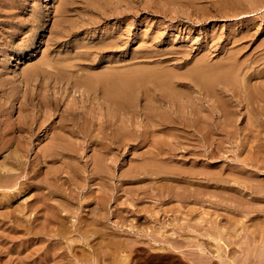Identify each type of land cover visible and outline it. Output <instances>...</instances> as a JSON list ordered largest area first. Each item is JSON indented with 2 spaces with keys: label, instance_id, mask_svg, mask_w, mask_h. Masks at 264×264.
Returning <instances> with one entry per match:
<instances>
[{
  "label": "rangeland",
  "instance_id": "374dc122",
  "mask_svg": "<svg viewBox=\"0 0 264 264\" xmlns=\"http://www.w3.org/2000/svg\"><path fill=\"white\" fill-rule=\"evenodd\" d=\"M112 10L115 13H113ZM107 46L111 49H109ZM230 56H232L234 59L233 58L230 59L229 58ZM235 61L237 63H235ZM226 63H228V65ZM203 64L204 65L207 64L211 66V68L208 67L207 65L204 66ZM63 65L65 66V68ZM134 65H136L137 67L139 66V71L142 69V71H140L141 73H144L145 71L146 74L153 73L154 76H158L157 74H159V76L161 75L163 76L164 74L165 79L168 76L173 78V79L170 78L171 83L170 81H167L165 82L166 84L164 85L162 84V86L164 87H162L161 89L153 87V85H155V82L152 81L153 80L152 77H149L150 80L147 79L144 85L141 84V87L140 84H137L135 89L133 90V93L134 96L136 95L135 97H140L141 104H143V97H142L143 94H145V96L148 97L152 96L153 98L152 97L151 98L153 100L155 98V95H160V94L168 95L169 93L170 95L174 96V94L170 93L171 91L169 89H165L167 87L170 88L172 85V88L170 89L172 90L174 89V91L177 93L178 98H176L175 96L174 97L176 99V103L179 104L178 109L180 110V112H182V114H184L183 111L185 110L186 111L185 114H188V118L192 120L189 121V126H187V128L184 127L183 125L182 128L184 129L186 128L185 130L188 129V131L190 132H192L191 130H194V128L195 130L198 131L197 128H199L200 132L201 130H203L202 131L203 133L201 132L202 134L200 136L198 135L199 139L195 138V140L197 141L199 140L198 141L199 144L194 139L193 141L190 140L191 142L188 143V141H185L186 139L182 140L180 138L177 140L179 141L181 140V142L183 141L181 146H176V143H174L175 144L174 147L172 143L175 141L170 140L168 135H166V133L169 132L168 129L164 128L163 131L166 130L165 132H163L162 130L161 132H159L158 130L156 131L155 136H153L152 139L154 138L157 141H161V142L171 141V145H170L171 148L168 147V149L171 150L170 151L171 155L169 153H167L168 155L163 154L161 158H163L164 160L168 158V156L171 157L173 154L174 156L166 159L167 161L169 160L167 164H165L166 160L160 162V164L162 165L161 168H163L164 172L165 171H168V173L173 172L171 174V178H174V180H171L170 178L171 181L169 182L167 181L166 177L167 178L170 177V174L166 175V173H164L163 175H158V178L162 177V179L160 178L161 181L158 180L157 176H147L150 179L149 178L144 179L143 175L139 176L136 174H131L132 176L128 177L130 180L127 178L129 182H127L128 180L125 178V180H127L125 182L126 184L124 183L125 180L119 183V180L120 179L123 180V178L118 179L119 176L116 174L120 173V169L118 170L115 169H117L119 166L122 167L121 171L135 168L134 164L135 165H137V163L139 164L142 158L143 159L148 158L150 155L149 152H151L152 150L151 138H149L150 141H148L149 139L142 142L140 141L141 144L135 139L129 140L128 141L129 143L123 146L124 147L123 150H121L120 154L117 156L118 160L115 159L114 164H111L113 165L112 167L114 170L113 172L114 179L112 178V181L111 180L110 181L112 182L113 185L111 184V182H109L108 185L104 188L101 186L98 180H96L97 182L94 181L95 184H91L93 183V181H88L83 178H79L82 175L74 171L76 174H78L77 176L74 172H72L73 168L72 169L70 168V164L72 166L74 165L73 166L74 168L78 166L76 168L80 169L81 166L85 163V160L87 161V159L89 160L91 157H94V155L97 153V150H99L100 148L99 141L102 139L103 134L108 129V126H106L107 118L105 113L110 114L111 112L109 109L108 110L106 109V106L103 104V100H102L103 98H101V97H105L104 95H102L101 92L102 91L101 87H103L102 79L105 77L106 79H108L110 75H116V72L118 74L119 70L120 71L123 70L121 71L122 72L121 75H124L125 72L128 73L129 71L134 72L135 71L134 69L138 70V68H136V66ZM198 65L200 68L198 67ZM128 67L130 68V70L128 69ZM231 67H233L234 69ZM241 67L243 69H241ZM64 69L67 71H65ZM153 69H157V70L162 69V70L152 71ZM188 69L189 71H187ZM68 70H69L68 74L70 75L72 72L73 75L67 77ZM105 70L106 72H104ZM147 71L149 73H147ZM186 71L192 74L191 75L189 73L186 74L187 73ZM197 71H199L200 73L205 71L206 72L208 71V73H227V71L231 72L230 74L231 76L228 75L226 79L227 82L226 81L224 82L223 80L225 78L224 77L222 79L223 81L220 80V82L214 85V90L216 92L213 91L215 92V96L223 95L222 100L224 102H230L229 104L230 106H232L229 107L228 106L229 104H227V106H222V107H227L224 109L229 108L228 109L230 110L229 112L230 113L232 112L231 113L233 114L232 116H235V118L233 117V119H231V121L228 124L224 125L221 123V121H225L223 117H219L221 113V108L220 107H219L220 109L213 108L212 102H210L211 101L210 99L212 98L210 99L205 98V94H204L205 90L203 89L204 85L201 83L198 84V82L196 83V80L194 79L193 75L195 73H199ZM159 72L161 73V75ZM239 72L242 77L245 76L243 77V79L239 75ZM26 73H28L29 75H27ZM127 73H125V75ZM183 74H186L188 77ZM103 75H107V76L103 77ZM176 75L178 76L176 77ZM182 75L183 77H181ZM89 76L90 78L94 79V83L92 84L88 83L87 85L81 84L83 83L84 80L86 81V79L89 78ZM97 78L99 79L97 80ZM178 78L180 79L178 80ZM75 79L77 80L76 82H74ZM100 79L102 81H100ZM192 80L195 81H193V83H190L189 81ZM147 81L150 82L148 83ZM231 81L233 82L228 83ZM237 82L239 83L236 84ZM78 83L81 85H79ZM196 84L197 86L199 87L201 86L202 88L195 87L194 85ZM263 84H264V0H0V124L2 123L0 125V134H1L0 136L6 134L5 135L6 138L13 137V139L16 136L20 138L23 137V139L20 138L19 139L20 141H22V144L26 146L25 148L26 150L23 151L24 153L22 152L24 159L21 160L25 161L27 158V161L30 162V160H34L36 158L35 157L36 155H38L39 157L42 156L41 150H48L49 148H51V140H52L51 137L54 135L56 136L59 135L57 134L58 131L57 125H60L59 128H61L63 124L62 122L63 120L60 118H67L66 120H69L70 117L71 119L73 118L74 122H77L76 126L79 127L78 129L81 131L82 135L80 133H78L76 136L66 135V138L68 137L67 139L69 140H67L66 138L62 139L61 146L63 150L60 151V149H57V151H60V153L55 152L56 150L54 152L53 150L52 152L48 150L49 155L46 156L47 160L43 159V157H40L42 159V161L40 162L42 163L39 162L40 165L38 164L37 166L39 167L40 170H42L41 173L45 174L47 173V171H50L48 172L49 177L50 176L52 177L53 173L51 172L62 171V174L64 175L62 176L61 173L59 174H61L60 175L61 179L62 178L63 179L62 180L60 179L58 183L61 182L60 183L61 190H63L64 192L66 191L68 194H71L75 197V198L73 197L74 199L72 202L76 203V205L74 203L73 204L71 203L73 205V208L70 207L71 205L68 206L71 209H73L76 212V214H78V217L80 215L84 216L87 213L86 211L87 208L90 209L96 207L95 203H93L95 206H93V204H91L90 206L89 204L93 202L92 201L93 195L94 197H96L97 195H98L97 197L102 196L103 198L106 199L105 196L106 195L108 196L109 194L110 197L106 199L107 205L105 206V211L103 212L104 209L100 211L101 213L106 212V214L108 212L110 213L111 211L113 212V215L111 214L112 212L110 214L108 213L110 216L108 215V220H107L108 222H106L108 228L111 231H113L112 238L110 240L111 241L110 245L117 246L120 243H125L124 245H129L130 247L135 249H138L137 247L139 248L142 247V249L148 254H152V255L159 254L157 255L158 256L157 260L159 263L164 261L162 264H166L165 262H167V264H202L201 262L197 263L199 259H202L200 258V256L204 257L206 261L207 260L212 261L214 259V261L216 260L217 262L216 261L215 262L218 263L219 260L218 264H225L224 263L225 259L230 260V258L234 256V260H233L234 262L231 261L232 264H242L241 260L245 257V255L246 256L250 255L249 250L247 252L249 254H247L245 253L246 250H243L244 248L241 249L239 248L238 245L234 244L231 245L230 247H227L230 249V253L231 252L232 253L225 258L223 250L226 248V246L222 244V242H220V246L221 248H223L220 251V255L222 259L218 257L216 259V257L214 256V253L216 251V246H215L216 242L212 241V235L209 233H212L214 229L211 228L210 223L214 225L215 221L216 222L223 221L222 223L224 224L226 223V220L228 218H232L238 223L253 224L258 220H264V209H263L264 201L260 199H258L259 201L257 199H254L257 196L252 194V192H249V190L247 189L249 185L255 186V185H259V183L264 184V180H263L264 164H262V162L264 163V150H262V148L264 149V131H262L261 134H258V136H255L254 133L252 132L249 133L248 132L249 129L247 128L249 123L248 118L250 116L253 117V115L257 114V113L255 114L254 112L256 111L260 112L259 103L262 98V95L260 94L262 93L264 95ZM184 85L187 86L189 91L186 89V86ZM189 86H192L191 89H189L190 88ZM194 87H195V91L198 90L200 93H198V91L195 92ZM238 87L240 88L244 87L243 88L244 90L243 89H242L243 91L238 90L239 89ZM153 88H155L157 91L153 92ZM253 89L256 90L255 91L256 93L253 91ZM180 90L182 93L180 92ZM186 90L188 91V93ZM228 90L230 92H235V93L238 92L241 95H243V93L244 95L248 93L250 95L249 102L252 105L255 104L254 101H256V99L258 98L257 96L258 94L260 98L257 99V103L253 105L254 107H251L252 112L249 113L248 110H246L245 107L241 105L243 104V102H241L240 104L237 103L238 96L236 94L235 95L237 97L235 96L236 97L235 99L234 98L229 99L230 95H228L229 93ZM144 91L146 93H144ZM219 91L221 94L219 93ZM95 98L96 100H94ZM187 99H189V102L193 103V105L191 104V109L190 107L185 105V101ZM206 99L208 100V103ZM51 102H53L54 104H52ZM235 102L237 103L238 106L236 105ZM58 103L59 106L57 105ZM207 105L208 107L211 105L209 107L210 109L207 107ZM185 107H187V109ZM162 109L163 111L166 110V108H162ZM199 109H202V111H200ZM190 110L193 111L191 112L192 113L191 115L189 112ZM73 111H75L76 113L74 114ZM47 112H49V114H52L53 117H51ZM68 112L70 114H68L67 117L66 113ZM114 113L117 112H113V114ZM102 114L104 116H102ZM137 115H139L141 119H143V116L140 113ZM140 117L137 118L139 121L141 120ZM31 118H33V120ZM49 118L51 119L49 120ZM46 121L47 122L49 121L48 123L50 124L48 125ZM59 121L62 123H60ZM40 122L41 125H39ZM145 122L140 121L139 124L148 123L147 125H149L153 129H160L159 126H154V124L151 121L147 122L146 120ZM66 123L68 124V122ZM64 125L68 126L69 124L68 125L64 124ZM176 125L178 124H175V126ZM180 126L178 125L179 128H181ZM49 127L50 130H48ZM209 127L212 128L214 127V129L212 128L207 129ZM135 128L142 130V128L138 126ZM144 128L146 127L144 126ZM51 129H53L52 131L54 132V134L52 133ZM169 130H170L169 134H175V133L177 134L174 128ZM172 130L173 132L171 133ZM162 132L166 136L162 134ZM8 133L10 134L8 135ZM252 134H254V136ZM60 135H63V132ZM202 135L205 137H203ZM200 137L202 142L204 140L203 143L200 141ZM103 141L106 142L107 140L106 139L101 140L102 143H104ZM186 142L189 144L190 147L188 146V144H186ZM132 143L134 145H132ZM130 144L133 147L130 146ZM74 145H77L76 147L78 149L74 147ZM197 145H203L204 147L201 146L198 148ZM214 145L219 148L218 149L217 147L215 148ZM183 146L185 148L188 147L190 151L188 149H187L188 151L184 150ZM180 148L182 149L180 150ZM194 149L196 151L198 150V152L204 149L207 152L208 151L211 152L212 149L214 151L211 152V156H210L211 158L208 159L209 157L205 158L201 156L202 153L200 154L195 153ZM133 150L137 152L135 154H132L134 153ZM73 152L75 154H73ZM192 152H194V154H198L199 157H197V155L195 156L194 154H192ZM65 155H68V157H70L69 160L67 156H66L67 158L65 157ZM57 156L61 159V161L60 159H57L58 158ZM139 156L141 157V159L139 158L137 160H133L138 158ZM175 156H177L176 159ZM200 156L203 158L200 159ZM48 157L49 158L52 157V158H50L49 160ZM53 158H55L54 162H53ZM63 158L66 159V161ZM255 158H257V160H255ZM1 159L2 157L0 155V160ZM56 159H57L56 161L57 163L55 162ZM73 159L75 161H73ZM189 159L192 162H187L189 161ZM71 160L73 161V163L71 162ZM193 160L196 161V163L195 162L193 163ZM205 160L206 162H204ZM49 161L52 162L49 163ZM76 161L77 163L81 162L82 164L80 165L79 163L76 164ZM130 161L133 162L131 163ZM134 161H136V163ZM172 161L174 162V164H171L173 163ZM201 161H203L204 166L203 163L201 164ZM29 162L27 163L29 164ZM186 163L189 165L185 166ZM48 165L50 166L49 170H48L49 168ZM175 165L177 166L175 167ZM183 165L185 167H182ZM190 165L193 167H190ZM205 165L207 167L209 166L210 168V169L209 168L206 169L208 170V173H206L205 175L211 178L215 177L217 179H222L224 180V182L222 183L215 182L214 185L213 184L214 182L212 181L206 182L201 175L199 176L197 175V173H195L194 174L195 177H193L194 179L193 178L190 180L185 179L184 181L180 180L182 183L188 182V184L185 183L181 185L180 184L181 182L179 183L178 180L180 179V177L178 176V173L180 174V172H182V174L180 175H183V173L185 175V172L182 171L180 167H182L183 169L185 168L188 169V167L194 168L195 170L194 169L193 170L198 172L199 168L201 167L206 168ZM251 165L254 167V169ZM68 166L69 169L67 168ZM167 167L170 168L168 169ZM35 169L37 170L38 168L36 167ZM245 169H247L248 172H250V175L248 172H245L246 171ZM252 169H253L252 172H254V170L255 171L257 170L259 172V173L257 172L253 173L256 178L254 177L249 178L250 176H254L250 171ZM69 171L70 173L68 174ZM175 171L176 173L177 172L178 173L177 174L174 173ZM65 173L67 175H65ZM74 174H75L74 177L77 176L76 178L73 177ZM37 175L38 173L36 174V176ZM174 175L176 176V178H179L178 180H176V182L178 181L177 184H172V183H176L175 182L176 178L174 177ZM42 176L38 175L37 178L35 179L39 180V177L41 179ZM67 177L68 178L70 177L69 179H72V181L67 179ZM154 177L157 183L154 182L155 181ZM78 178H79V182L76 181ZM139 178H142L143 180L139 182L140 181ZM196 179L198 180V182L200 181L199 183L197 182V185L198 186L200 185L199 187L196 185L195 182L197 181ZM87 181L88 184L90 185L86 183ZM246 181H250V182H246ZM70 182L73 183L71 184ZM252 182H254V184H252ZM84 183L85 186L83 185ZM178 183L182 187H180ZM73 184H75L76 186H74ZM109 184L111 185L110 187ZM119 185L123 188L119 187ZM98 187L101 190L104 188V190H106L105 192L106 194H104V190H103L102 191L103 194L99 195V193L97 192L98 191L101 192V190ZM49 188L52 187L50 186ZM49 188L48 189L44 188V189L48 190L47 192L50 194V195L48 194L49 196H52L53 192L51 191H53L52 189L54 187L52 189ZM69 188L71 189L70 191ZM134 189L136 190V192L134 191ZM170 189H172L173 191L175 190L174 191L175 193H173V191ZM185 189H188L190 192H192L191 195L193 197L192 196L189 197L190 200H184L188 198V196L185 195L184 192ZM93 190H95L96 192ZM166 191L168 192L170 191L169 194ZM176 191L178 192V196ZM171 193L173 194V196ZM181 195L182 196L185 195V196H183L182 198ZM28 196H29L28 192H25L24 196H21L20 199L18 198L17 200L16 199L11 201L9 200L10 204L8 202V197L7 199H5L6 198L5 196H2L4 198L0 196V202L2 201L0 203V212H1L0 213V264H13V263L22 264L23 261L24 264L25 263L33 264L31 263L33 262V260L31 261V258L34 259V264H38L37 262L42 256H44L45 252L49 250L52 251L51 247L55 242L54 239L44 238V240L39 241L40 243L38 241L33 243L31 241L32 235L28 234L25 230L26 225L27 227L29 226L28 224H25L26 223L25 219L31 220V217L33 215L32 214L33 212L31 213V211H27L24 208V206L27 207V204L28 205L30 204L29 201L31 200V198L29 199ZM78 196L81 197L79 198ZM176 196L178 198H174ZM114 197L117 199V201L115 200V202L113 201ZM1 198L4 200H2ZM83 198L85 199L88 198L89 200H85ZM167 198L169 200L171 198V200L173 199V201H169ZM175 200L177 201L180 200V201L175 202ZM181 201L183 202L187 201L188 203L184 202L183 204ZM79 203L81 204V206ZM87 203L89 206L87 205ZM6 207L10 208L11 210ZM84 207L86 209H84ZM193 209H197L195 210V213ZM78 210L79 213L81 210L82 214H79ZM82 211L83 212L86 211V212L83 214ZM193 214H194L193 219L195 218L194 221L191 217L193 216ZM233 214H235L236 216ZM136 217L137 219H135ZM145 217L147 218L145 219ZM252 217L253 220L250 219ZM151 218L153 220L154 219L156 220L153 221ZM71 219H74V217ZM142 220L146 221L147 224L146 223L143 224ZM199 220H201V222ZM141 221L142 223H140L139 225V222ZM152 221L154 223H152ZM136 224H138L139 227ZM180 226L184 229H182ZM193 227L195 229L197 228L198 232L195 229H193ZM140 228L143 229V231L146 230L144 231L145 233L143 231H139ZM188 230L191 232H189ZM127 232L130 233L131 236L130 234H127ZM136 232H138L139 234ZM147 233L150 235H148ZM113 234H115V236ZM156 236L158 237L157 239H155ZM68 237L74 238L75 236L71 235L70 237L68 235ZM115 238L118 241H116ZM136 238L139 239V241H137ZM134 239L135 242H133ZM201 239H203V241ZM180 241H182V243ZM209 241L211 242L210 246H209L210 244ZM196 242L200 243L203 246L204 249L202 251L203 253H200L201 251H198L197 248L195 249L196 246L194 244ZM166 243H170V244H166ZM47 244H49V246ZM205 246H207V249L205 248ZM43 248H45L47 251H44L45 249ZM210 249L213 250L210 251L208 255ZM42 250L44 251V253ZM40 252L43 254L42 255L38 254ZM242 253L245 254L243 255ZM163 254H165V257L168 255L167 257L169 258L166 257L165 259ZM23 256H25V258ZM130 256L132 260L135 259L132 255ZM130 256L129 255L124 256L126 257V259L123 258V264H133L134 261L131 260L132 263L129 261ZM160 256H162V258ZM50 257L51 258L53 257V259L55 258L54 256H50ZM144 257L145 259H142L143 257L141 258L144 262H146L145 261L146 259L147 261L149 260L148 258H146V255ZM73 259L71 258L70 260L72 261H69L71 262V264H73ZM220 260H222V262ZM63 261L62 263L59 262V264H64L66 262V260L65 262ZM48 262H42V263L46 264ZM50 262L53 264L52 261ZM50 262L48 264H51Z\"/></svg>",
  "mask_w": 264,
  "mask_h": 264
},
{
  "label": "bare ground",
  "instance_id": "6f19581e",
  "mask_svg": "<svg viewBox=\"0 0 264 264\" xmlns=\"http://www.w3.org/2000/svg\"><path fill=\"white\" fill-rule=\"evenodd\" d=\"M251 2V1H250ZM256 2V1H255ZM254 3V2H253ZM133 8V7H132ZM113 11V10H112ZM133 12V11H132ZM135 12V11H134ZM113 13H115L114 11H113ZM125 19V18H124ZM110 32V31H109ZM111 38V37H110ZM116 42V41H115ZM118 44V43H117ZM116 45V44H115ZM108 47V46H107ZM109 48V47H108ZM103 49H104V47H103ZM109 49H111V48H109ZM98 52V51H97ZM23 54V53H22ZM21 54V55H22ZM262 56V55H261ZM86 58V57H85ZM230 59L231 58H233L232 56H230L229 57ZM88 59V58H87ZM234 59V58H233ZM259 60V59H258ZM226 61V60H225ZM199 62H201V61H199ZM227 62V61H226ZM257 62V61H256ZM204 63V62H203ZM235 63H237L236 61H235ZM235 63H233V64H235ZM198 64V63H197ZM227 65H228V63H226ZM225 64V65H226ZM204 65V64H203ZM207 65V64H206ZM206 65H204V66H206ZM217 65V64H216ZM215 65V66H216ZM241 65V64H240ZM64 66V65H63ZM63 66H62V68H63ZM80 66V65H79ZM134 66H136V65H134ZM208 67H210L211 68V66H209V65H207ZM220 66V65H219ZM222 66V65H221ZM244 66V65H243ZM55 67V66H54ZM73 67V66H72ZM196 67V66H195ZM198 67H199V65H198ZM197 67V68H198ZM64 68H65V66H64ZM132 68H134V67H132ZM136 68H138V70H136V69H134L135 71L134 72H125V73H127L126 75H125V73H124V75H121V71H123V70H119V73H120V75H119V73L117 74V72H116V75H110V73H109V75H110V77H109V75H108V79H106V77L105 78H101L102 80H103V82H102V85H103V87H101L102 88V95H104L105 97H101V98H103L102 100H103V104L106 106V109L108 110H110V114L109 113H105L106 114V118H107V123H108V125H107V123H106V126H108V131L106 130V132L103 134V137H102V139L101 140H104V139H106L107 141L106 142H104V143H102L101 142V140L99 141V150H97V153H96V151H95V155H94V157H91V156H93V155H91L90 157V159L88 160L87 159V161L85 160V163L81 166V168L80 169H77L76 167H78V166H76L75 168L70 164V168L72 169V172H78V174H80V175H82L81 177H79V178H83V179H85V180H88V181H93V183H91V184H95L94 183V181H96V180H98L99 182H100V184H101V186L102 187H106L107 185H108V183L109 182H111L112 181V178H113V172H114V170H113V165H111V164H114V161H115V159H117V156L120 154V152H121V150H123V146L125 145V144H127V143H129L128 141L129 140H136V141H138L140 144H141V142L142 141H145V140H147V139H149V138H151L152 139V137L153 136H155V133H156V131L158 130L159 132H161V130L163 131L164 130V128L165 129H168V131L169 132H167L166 133V135H168V137H169V139L170 140H174L175 142H173L172 144L174 145V147H175V144L174 143H176V146H181V144H182V142H181V140L179 141V140H177V139H186L185 141H188V143H190L191 141H193V139L195 140V138H197V139H199V137H198V135L200 136L203 132V130H201V132H200V129L199 128H197L198 129V131L197 130H195V128H194V130H191L192 132H190V131H188V129L187 130H185L186 128H187V126H189V121H192L190 118H188V114H185V110L183 111L184 112V114H182V112H180V110L178 109V106H179V104H177L176 103V99H175V97L176 98H178L177 97V93L174 91V89L172 90V89H170V88H172V85H171V87L170 88H165V89H169L171 92V94H174V96L173 95H170L169 93H168V95H163V94H160V95H155V98H154V100L151 98V97H148V96H145V94H143V96L142 95H140V96H142L143 97V104H141L140 103V97H135L134 96V93H133V90L135 89V87H136V85L137 84H140V87H141V84H143L144 85V83H145V81L147 80V79H149L150 80V78L149 77H152L153 78V82H155V85H153V87H156V88H159V89H161L162 87H164V86H162V84L164 85V84H166L165 82H167V81H170V78H172V77H167L166 79H165V75L163 74V76L161 75V73H160V75L161 76H159V74H157L158 76H154L153 75V73L151 74H146L145 73V71H144V73H141L140 71H142V69L139 71V66L137 67L136 66ZM192 68V67H191ZM200 68V67H199ZM224 68V67H223ZM231 68H233V67H231ZM110 69V68H109ZM120 69V68H119ZM127 69V68H126ZM128 69L130 70V68L128 67ZM204 69H206V68H204ZM209 69V68H208ZM221 69V68H220ZM234 69V68H233ZM238 69V68H237ZM236 69V70H237ZM241 69H243L242 67H241ZM240 69V70H241ZM245 69H247V68H245ZM65 70V69H64ZM147 70V69H146ZM154 70H157V69H153L152 71H154ZM162 69H160V70H157V71H161ZM214 70V69H213ZM217 70V69H216ZM26 71H28V70H26ZM33 71V70H32ZM31 71V72H32ZM59 71V70H58ZM61 71H63V70H61ZM65 71H67V70H65ZM117 71V70H116ZM166 71V70H165ZM169 71V70H168ZM187 71H189V69L187 70ZM186 71V72H187ZM191 71V70H190ZM193 71V70H192ZM212 71V70H211ZM218 71H219V69H218ZM242 71V70H241ZM245 71V70H244ZM71 72V71H70ZM104 72H106V70L104 71ZM112 72V71H111ZM114 72V71H113ZM197 72H199V71H197ZM226 72V71H225ZM69 73V70H68V72H67V74ZM75 73V72H74ZM147 73H149L148 71H147ZM155 73H156V71H155ZM163 73V72H162ZM170 73V72H169ZM189 72H187L186 74H188ZM27 75H29L28 73H26ZM34 74V73H33ZM111 74H114V73H111ZM167 74V73H166ZM171 74V73H170ZM178 74V73H177ZM186 74H183V75H185V76H187ZM190 74V73H189ZM192 74V73H191ZM190 74V75H191ZM231 74V72H228L227 71V73H208V71L206 72H202V73H195L193 76H194V79L196 80V83L198 82V84H203L204 85V87H203V89L205 90V98H212V99H210L211 101L210 102H212V107L213 108H221V113H220V116L219 115H217V116H219V117H223V119L225 120V121H221V123L222 124H224V125H226V124H228L230 121H231V119H233V117L235 118V116H232L233 114H231L229 111L230 110H228V109H224V108H227V107H222V106H227V104H229L230 102H224L222 99V96H215V90H214V85H216L218 82H220V80H222L224 77V82L226 81L227 82V77H228V75H230ZM242 74H244V73H242ZM62 75V74H61ZM60 75V76H61ZM70 75H73L72 74V72H71V74ZM69 74L67 75V77L68 76H70ZM89 75V74H88ZM183 75L181 76V77H183ZM238 75V74H237ZM239 75L241 76V74H240V72H239ZM63 76V75H62ZM99 76H101V75H99ZM104 76H107V75H103V77ZM174 76V75H173ZM178 75H176V77H177ZM231 76V75H230ZM233 76V75H232ZM250 76V75H249ZM84 77V76H83ZM82 77V78H83ZM88 77V76H87ZM86 77V78H87ZM96 77H98V76H96ZM188 77V76H187ZM242 77V76H241ZM243 77H245V76H243ZM243 77H242V79H243ZM82 78H80V79H82ZM100 78V77H99ZM99 78H97V80L99 79ZM100 79V81H102ZM173 79V78H172ZM180 78H178V80H179ZM193 79V78H192ZM231 79V78H230ZM241 79V78H240ZM191 80V79H190ZM195 80H192V81H189L190 83H193V81H195ZM222 80V81H223ZM77 80L75 79V81L74 82H76ZM104 81H105V83H104ZM176 81H177V79H176ZM234 81V80H233ZM233 81H231V82H228V83H232ZM237 81H238V78H237ZM240 81H242V80H240ZM148 83L150 82V81H147ZM152 82V83H153ZM174 82V81H173ZM181 82H183V81H181ZM236 82V81H235ZM79 83H81V82H79ZM78 83V84H79ZM88 83H90V84H92V83H94V79L93 78H90V76H89V78H87L86 79V81L84 80L83 81V83H81V84H84V85H87ZM170 83H171V81H170ZM239 82H237L236 84H238ZM242 83V82H241ZM81 84H79V85H81ZM89 84V85H90ZM157 84V85H156ZM168 84V83H167ZM189 84V83H188ZM262 84V83H261ZM148 85V84H147ZM169 85V84H168ZM176 85H178V84H176ZM259 85V84H258ZM264 85V84H263ZM262 85V86H263ZM166 86V85H165ZM181 86V85H180ZM184 86H186V85H184ZM195 87H197V88H202L201 86L199 87V86H197V84L196 85H194ZM238 86V85H237ZM241 86V85H240ZM244 86V85H243ZM256 86V85H255ZM88 87V86H87ZM90 87V86H89ZM94 87V86H93ZM139 87V86H138ZM144 87V86H143ZM190 88L189 89H191V87L192 86H189ZM195 87H194V91H195ZM233 87V86H232ZM258 87V86H257ZM224 88V87H223ZM222 88V89H223ZM239 89L238 90H242L243 88H240V87H238ZM253 88V87H252ZM142 89V88H141ZM141 89H140V91H141ZM185 89V88H184ZM186 89L188 90V88H187V86H186ZM219 89H221V88H219ZM77 90V89H76ZM90 90V89H89ZM92 90V89H91ZM148 90H150V89H148ZM152 90V89H151ZM186 90V91H187ZM192 90H193V88H192ZM244 90V89H243ZM242 90V91H243ZM264 90V89H263ZM78 91H80V90H78ZM136 91H137V89H136ZM155 91H157L155 88H153V92H155ZM160 91V90H159ZM183 91H185V90H183ZM189 91V90H188ZM188 91H187V93H188ZM196 91H198V90H196ZM195 91V92H196ZM213 91H215V92H213ZM221 91V90H220ZM220 91H219V93H220ZM229 91V90H228ZM253 91L255 92L256 90H254L253 89ZM260 91V90H259ZM180 92H181V90H180ZM203 92V91H202ZM248 92V91H247ZM144 93H146L145 91H144ZM182 93V92H181ZM191 93H193V92H191ZM198 93H200L199 91H198ZM222 93H223V91H222ZM226 93V92H225ZM224 93V94H225ZM256 93V92H255ZM260 93V92H259ZM82 94V93H81ZM88 94V93H87ZM97 94V93H96ZM141 94V93H140ZM203 94V95H204ZM221 94V93H220ZM238 96H236V95ZM61 95V94H60ZM138 95V94H137ZM148 95V94H147ZM228 95H230L229 97V99H231V98H238V104H240L241 102H243V104H241V105H243L244 107H245V109L246 110H248V112L249 113H251L252 112V108L251 107H254L253 105H255L256 103H257V99L258 98H260L259 97V94L257 95L258 96V98L256 99V101H254L255 102V104H250V102H249V97H250V95L248 94V93H246L245 95H244V93H243V95H241L240 93H238V92H230L229 91V93H228ZM254 95V94H253ZM260 95H262V98H261V100H260V112H254L256 115H253V117H249L248 118V121H249V123H248V126H247V128L249 129V133L250 132H252V133H254L255 134V136H258V134H261L262 133V131H264V95L261 93ZM88 96V95H87ZM90 96H91V94H90ZM93 96V95H92ZM179 96V95H178ZM191 96V95H190ZM236 96V97H235ZM192 97H193V95H192ZM255 97V96H254ZM94 98V97H93ZM92 98V99H93ZM100 98V97H99ZM224 98H225V96H224ZM191 99V98H190ZM228 99V100H229ZM94 100H96V98L94 99ZM100 100V99H99ZM98 100V101H99ZM180 100V99H179ZM207 100V99H206ZM252 100V99H251ZM49 101V100H48ZM58 101V100H57ZM233 101V100H232ZM179 102H181V101H179ZM209 102V103H210ZM253 102V103H254ZM22 103V102H21ZM47 103V102H46ZM52 104H54L53 102H51ZM56 103V102H55ZM82 103V102H81ZM207 103H208V100H207ZM236 103V102H235ZM237 103H236V105H237ZM37 104V103H36ZM39 104V103H38ZM67 104V103H66ZM86 104V103H85ZM102 104V105H103ZM191 104L193 105V103H191V102H189V99H187L186 101H185V105L186 106H188V107H190V109H191ZM200 104H201V102H200ZM199 104V105H200ZM211 104V103H210ZM232 104V103H231ZM45 105V104H44ZM58 106H59V103L57 104ZM183 105V104H182ZM235 105V104H234ZM233 105V106H234ZM20 106V105H19ZM35 106V105H34ZM40 106V105H39ZM94 106V105H93ZM97 106V105H96ZM203 106V105H202ZM211 106V105H210ZM209 106V107H210ZM229 107H232V106H230V104L228 105ZM238 106V105H237ZM257 106V105H256ZM36 107H37V105H36ZM50 107H51V105H50ZM49 107V108H50ZM57 107V106H56ZM74 107V106H73ZM166 108V110L165 111H163V109L162 108ZM207 107H208V105H207ZM208 107V108H209ZM39 108V107H38ZM60 108V107H59ZM183 108V107H182ZM186 109H187V107H185ZM203 108V107H202ZM219 108V109H220ZM250 108V109H249ZM256 108V107H255ZM44 109V108H43ZM56 109V108H55ZM105 109V110H106ZM198 109V108H197ZM210 109V108H209ZM254 109V108H253ZM42 110V109H41ZM46 110V109H45ZM50 110V109H49ZM57 110V109H56ZM63 110H64V108H63ZM106 110V111H107ZM200 111H202V109H199ZM250 110V111H249ZM20 111V110H19ZM37 111V110H36ZM44 111V110H43ZM60 111V110H59ZM58 111V112H59ZM68 111V110H67ZM67 111H65V112H67ZM216 111H218V110H216ZM255 111V110H254ZM45 112V111H44ZM50 112H52V111H50ZM54 112V111H53ZM57 112V111H56ZM64 112V113H65ZM74 112V114L76 113L75 111H73ZM109 112V111H108ZM113 112H117V113H114L113 114ZM190 112V115L192 114L191 112H193V111H189ZM48 114H49V112H47ZM90 113V112H89ZM141 114L142 116H143V119H141V117L139 116V115H137V114ZM205 113V112H204ZM215 113H218V112H215ZM237 113V112H236ZM55 114H58V113H55ZM67 114V117H68V114H70L69 112L68 113H66ZM104 114V113H103ZM102 114V116H104ZM51 117H53L52 116V114H49ZM64 115V114H63ZM81 115V114H80ZM117 115V116H116ZM187 115V116H186ZM236 115V114H235ZM44 116V115H43ZM58 116V115H57ZM62 116V115H61ZM82 116V115H81ZM196 116V115H195ZM205 116V115H204ZM33 117V116H32ZM65 117V116H64ZM70 117V116H69ZM92 117V116H91ZM138 117H140V121L142 122V121H146L147 120V122L149 121H151L153 124H154V126H159L160 127V129H153L152 127H150L149 125H147V124H139V120L137 119ZM192 117V116H191ZM24 118V117H23ZM79 118V117H78ZM95 118V117H94ZM105 118V117H104ZM212 118V117H211ZM215 118V117H214ZM32 120H33V118H31ZM45 119V118H44ZM48 119V118H47ZM51 118H49V120H50ZM59 119V118H58ZM60 119H62L63 121V124H62V126H61V128H59L60 127V125H57L58 126V131H57V134H59V135H54V136H52L51 137V148H46V149H48V150H50V152H52V150H53V152L55 151V152H59L60 153V151L61 150H63V148H62V146H61V142H62V139H65L66 138V135H70V136H76L78 133H80L81 135H82V133H81V131L78 129L79 127L78 126H76V124H77V122H74V119L72 118L71 119V117L69 118V120H66L67 118H60ZM66 120V121H65ZM78 120V119H77ZM186 120V121H185ZM197 120V119H196ZM44 121V120H43ZM53 121V120H52ZM92 121V120H91ZM154 121V122H153ZM203 121V120H202ZM244 121V120H243ZM8 122V121H7ZM35 122V121H34ZM47 122V121H46ZM49 122V121H48ZM47 122V123H48ZM54 122V121H53ZM52 122V123H53ZM60 122V121H59ZM62 122H60V123H62ZM66 122H68V124L66 123ZM87 122H88V119H87ZM195 122V121H194ZM204 122V121H203ZM203 122H201V123H203ZM18 123V122H17ZM44 123V122H43ZM42 123V124H43ZM57 123H58V120H57ZM59 123V124H60ZM187 123H188V125H187ZM206 123V122H205ZM208 123H209V121H208ZM214 123V122H213ZM246 123V122H245ZM2 124V123H1ZM0 124V125H1ZM5 124V123H4ZM50 123H48V125H49ZM56 124V123H55ZM64 124H66V125H68V126H65ZM78 124H80V123H78ZM89 124H90V121H89ZM105 124V123H104ZM175 124H178L179 126H180V124H181V128H182V125L184 126V127H186L185 129L184 128H179L178 127V125H176L175 126ZM196 124V123H195ZM195 124H192V125H195ZM217 124V123H216ZM232 124V123H231ZM235 124V123H234ZM247 124V123H246ZM32 125V124H31ZM39 125H41V122H40V124ZM47 125V126H48ZM52 125H54V124H52ZM186 125V126H185ZM191 125V124H190ZM206 125V124H205ZM223 125V126H224ZM45 126H46V124H45ZM45 126H43V127H45ZM141 127L142 128V130H139V129H136L135 127ZM144 126L146 127V128H144ZM197 126V125H196ZM202 126H203V124H202ZM210 126V125H209ZM7 127V126H6ZM14 127V126H13ZM25 127V126H24ZM82 127V126H81ZM80 127V128H81ZM216 127H218V126H216ZM19 128V127H18ZM26 128V127H25ZM24 128V129H25ZM30 128H31V126H30ZM35 128V127H34ZM42 128V127H41ZM47 128V127H46ZM67 128V129H66ZM172 128H174V130H176L175 132H177V134L175 133V134H169L170 133V130L169 129H172ZM201 128V127H200ZM210 128H212V127H209V128H207V129H210ZM5 129V128H4ZM43 129V128H42ZM61 129V130H60ZM83 129V128H82ZM205 129V128H204ZM212 129H214V127L212 128ZM48 130H50V127H49V129ZM53 129H51V131H52ZM86 130V129H85ZM216 130V129H215ZM221 130V129H220ZM5 131V130H4ZM14 131H15V129H14ZM27 131V130H26ZM46 131V130H45ZM88 131V130H87ZM166 131V130H165ZM165 131H163V132H165ZM205 131V130H204ZM207 131V130H206ZM245 131V130H244ZM18 132V131H17ZM32 132V131H31ZM30 132V133H31ZM62 132H63V135H60V134H62ZM83 132V131H82ZM162 132V134H164ZM173 132V130L171 131V133ZM210 132V131H209ZM221 132V131H220ZM256 132H257V134H256ZM33 133V132H32ZM52 133L54 134V132L52 131ZM10 133H8V135H9ZM12 134H13V132H12ZM20 134V133H19ZM36 134V133H35ZM214 134V133H213ZM212 134V135H213ZM216 134V133H215ZM248 134V133H247ZM254 134H252L253 136H254ZM1 135V134H0ZM6 135V134H5ZM5 135H2V136H0V155H1V157H2V159L0 160V196L2 197V196H5L6 198L5 199H7V197H8V202H9V200L11 201V200H17L18 198L20 199V197L21 196H24V194H25V192H28V194H29V196H28V198L30 199L31 198V200L29 201L30 202V204L28 205L27 204V207L26 206H24V208L27 210V211H31V213L33 214L32 215V217H31V220H26L25 219V224H28L29 226L27 227V225H26V232L28 233V234H31L32 235V238H31V241L34 243V242H39L40 240L42 241V240H44V238H52V239H54V243H53V246L51 247L52 248V251H47L45 248H43V249H45L44 251H47V252H45V254H44V256H42L40 259H39V261L37 262L38 264H43L42 262H50V261H52L53 262V264H59V262L60 263H62V261L63 262H65V260H66V264H71V262H69V261H72V260H70L71 258L73 259V264H123V258H125L126 259V257H124L125 255H132L135 259L134 260H132L131 259V256L129 257L130 259H129V261L132 263V261H134L133 262V264H162L163 262H161V263H159L158 262V260H157V258H158V256L157 255H159V254H157V255H155V254H148V253H146L143 249H142V247L141 248H139V247H137L138 249H135V248H132V247H130L129 245H124L125 243H120L119 245H117V246H113V245H110V240H111V238H112V233H113V231H111L109 228H108V226H107V224H106V222H108L107 220H108V215L112 212H108L107 214H106V212L105 213H101V211H102V209H104L103 210V212L105 211V206L107 205L106 203V199L108 198V197H110V195L108 194V196L106 195L105 197H106V199L105 198H103L102 196L101 197H97L96 195V197H94V195H93V193H92V195H93V202H91V203H89L90 204V206H91V204H93V203H95V205H96V207H94V208H90V209H88L87 208V213L84 215V216H82V215H80L79 217H78V214H76V212L73 210V209H71V208H73V203L74 202H72L73 201V199L75 198L73 195H71V194H68L66 191V193L63 191V190H61V185H60V183H58L59 182V180L61 179V174H62V171L61 172H51V173H53V175H52V177L50 176L49 177V173L48 172H50V171H47V173H45V174H43V173H41V171L42 170H40L39 169V167L37 166L38 164L40 165V163H42V162H40V161H42V159L40 158V157H43V159H46V156H48L49 155V151L48 150H41V155L42 156H38V155H36L35 157V159L34 160H30V162L29 161H27V158H26V160L25 161H23V160H21V159H24V156L22 155V152L23 151H25L26 149V146L25 145H23L22 144V141H20V139H23V137H15L14 139H13V137L12 138H6L5 137ZM165 135V134H164ZM165 135V136H166ZM249 135V134H248ZM203 136V135H202ZM247 136V135H246ZM253 136H251V137H253ZM8 137V136H7ZM83 137H84V135H83ZM86 137V136H85ZM164 137V136H163ZM178 137V138H177ZM203 137H205V136H203ZM248 137V136H247ZM250 137V136H249ZM20 138V139H19ZM68 138V137H67ZM66 138V139H67ZM72 138V137H71ZM74 138V137H73ZM101 138V137H100ZM167 138V137H166ZM13 139V140H12ZM205 139V138H204ZM32 140V139H31ZM30 140V141H31ZM45 140V139H44ZM67 140H69V139H67ZM90 140H91V138H90ZM162 140H164V139H162ZM165 140H167V139H165ZM191 140V141H190ZM203 140V139H202ZM253 140V139H252ZM64 141V140H63ZM97 141V140H96ZM141 141V142H140ZM148 141H150V139L148 140ZM184 141V142H185ZM195 141H197V140H195ZM194 141V142H195ZM199 141V140H198ZM197 141V142H198ZM200 141H201V137H200ZM243 141V140H242ZM247 141V140H246ZM86 142V141H85ZM94 142V141H93ZM132 142V141H131ZM138 142H137V144H138ZM194 142H192V143H194ZM202 142V141H201ZM203 142H204V140H203ZM202 142V143H203ZM206 142H207V140H206ZM31 143V142H30ZM73 143V142H72ZM71 143V144H72ZM78 143V142H77ZM88 143V142H87ZM187 142H186V144H188ZM32 144V143H31ZM47 144V143H46ZM63 144V143H62ZM79 144V143H78ZM96 144V143H95ZM134 144H135V142H134ZM133 143H132V145H134ZM139 144V145H140ZM150 144V143H149ZM198 144H199V142H198ZM201 144V143H200ZM205 144V143H204ZM30 145V144H29ZM64 145V144H63ZM88 145V144H87ZM90 145V144H89ZM131 144H130V146H132ZM139 145H137V146H139ZM146 145V144H145ZM151 145V144H150ZM170 145H171V141H168V142H161V141H157L156 139H152V150H151V152H149L150 153V155H149V157L148 158H142V160H140V163L138 164L137 163V165H135L134 164V166H135V168H133V169H130V170H125V171H121V169H122V167L121 166H117L118 168L117 169H115V170H118V169H120V173L119 174H116V175H118L119 177H118V179L119 178H123V180L122 179H120L119 180V183L120 182H123L124 180H125V178L127 179L129 176H132L131 174H136V175H143V177H144V179L146 178H149V177H147V176H157V178H158V175H163L164 173H166V175H169L170 174V177H166V179H167V181L169 182V181H171V180H174V178H171V174L173 173H168V171H165L164 172V170H163V168H161L162 167V165L160 164V162H163V161H165L166 159H168V158H171L172 156H174V154L171 156V157H169L168 156V158H166V159H164L163 160V158H161V156L163 155V154H167V153H169L170 154V151L171 150H169L168 149V147H170ZM208 145V144H207ZM244 145V144H243ZM73 146V145H72ZM72 146H70V147H72ZM77 145H74V147H76ZM188 146H189V144H188ZM195 146H196V143H195ZM198 146V148L199 147H204L203 145H197ZM215 146V145H214ZM245 146V145H244ZM30 147V146H29ZM47 147V146H46ZM50 147V146H49ZM79 147H80V145H79ZM127 147V146H126ZM133 147V146H132ZM131 147V148H132ZM148 147V146H147ZM184 147V146H183ZM190 147V146H189ZM193 147V146H192ZM206 147V146H205ZM217 146H215V148H216ZM69 148V147H68ZM77 148V147H76ZM171 148V147H170ZM194 148V147H193ZM197 148V147H196ZM211 148V147H210ZM215 148H214V150H215ZM219 147H217V149H218ZM251 148V147H250ZM57 149H60V151H57ZM78 149V148H77ZM76 149V150H77ZM126 149V148H125ZM133 149V148H132ZM131 149V150H132ZM177 149V148H176ZM175 149V150H176ZM182 148H180V150H181ZM184 150H189V148L187 147V148H183ZM203 149V148H202ZM206 149H208V148H206ZM40 150V149H39ZM75 150V149H74ZM137 150V149H136ZM187 150V151H188ZM195 150V149H194ZM193 150V151H194ZM213 149H212V151L211 152H213L214 151ZM225 150V149H224ZM240 150V149H239ZM254 150V149H253ZM262 150H264L263 148H262ZM65 151V150H64ZM68 151V150H67ZM134 151V150H133ZM150 151V150H149ZM174 151V150H173ZM190 151V150H189ZM38 152V151H37ZM36 152V153H37ZM124 152V151H123ZM122 152V153H123ZM130 152V151H129ZM132 152V151H131ZM137 151H134V153H132V154H135ZM183 152V151H182ZM185 152V151H184ZM195 153H198V154H200V153H202L201 154V156H203V157H205V158H208V159H210L211 157V152L210 151H206L205 149L204 150H202V151H199L198 152V150L196 151H194ZM194 152H192V154H194ZM245 152V151H244ZM248 152H250V151H248ZM24 153V152H23ZM26 153V152H25ZM58 153V154H59ZM71 153V152H70ZM189 153V152H188ZM240 153V152H239ZM255 153H256V151H255ZM65 154V153H64ZM73 154H75L74 152H73ZM198 154H194L195 156L197 155V157H199L198 156ZM251 154H253V153H251ZM258 154V153H257ZM138 155H140V154H138ZM147 155V156H148ZM168 155V154H167ZM171 155V154H170ZM184 155H186V154H184ZM188 155V154H187ZM213 155V154H212ZM34 156V155H33ZM52 156V155H51ZM59 156V155H58ZM57 156V157H58ZM64 156V155H63ZM68 157V155H65V157ZM72 156V155H71ZM121 156V155H120ZM119 156V157H120ZM146 156V157H147ZM190 156V155H189ZM192 156V155H191ZM200 156V159L201 158H203V157H201ZM254 156V155H253ZM60 157V156H59ZM57 158V159H60V158ZM66 157V158H67ZM127 157V156H126ZM132 157V156H131ZM176 157L177 156H175V159H176ZM181 157H184V156H181ZM194 157V156H193ZM215 157V156H214ZM252 157V156H251ZM262 157H263V155H262ZM49 158V157H48ZM50 158H52V157H50ZM50 158H49V160H50ZM69 158L70 157H68V160H69ZM75 158V157H74ZM87 158H89V157H87ZM141 159V157L139 156L138 158H136V159H133V160H137V159ZM54 159L55 158H53V162H54ZM57 159L55 160V162L57 161ZM62 159V158H61ZM61 159H60V161H61ZM64 159V158H63ZM197 159V158H196ZM250 159H252V158H250ZM254 159V158H253ZM47 160V159H46ZM65 161H66V159H64ZM78 160V159H77ZM118 160V159H117ZM174 160V159H173ZM180 160V159H179ZM195 160V159H194ZM193 160V163L195 162L196 163V161H194ZM204 160V159H203ZM255 160H257V158H255ZM45 161V160H44ZM64 161V162H65ZM73 161H75L74 159H73ZM73 161L71 160V162L73 163ZM83 161V160H82ZM139 161V160H138ZM177 161V160H176ZM182 161V160H181ZM254 161V160H253ZM27 162H29V164L27 163ZM40 162V163H39ZM50 162H52V161H49V163ZM59 162V161H58ZM117 162V161H116ZM131 162V161H130ZM133 162V161H132ZM131 162V163H132ZM135 163H136V161H134ZM167 162H169V160L167 161L166 160V163L165 164H167ZM173 162V161H172ZM178 162V161H177ZM180 162V161H179ZM184 162V161H183ZM187 162H192L190 159H189V161H187ZM200 162V161H199ZM204 162H206V160L204 161ZM57 163V162H56ZM79 163V162H78ZM77 163V161H76V164H78ZM171 163V162H170ZM185 163V162H184ZM192 163V164H193ZM197 163H198V161H197ZM203 163V161H201V164ZM28 164V165H27ZM48 164V163H47ZM47 164H46V166H47ZM61 164V163H60ZM68 164V165H69ZM80 164H82L81 162L79 163V165ZM117 164V163H116ZM171 164H174V162L173 163H171ZM181 164H183V163H181ZM261 164V163H260ZM262 164H264L263 162H262ZM53 165H56V164H53ZM59 165V164H58ZM63 165V164H62ZM66 165V164H65ZM164 165V164H163ZM170 165V164H169ZM186 165H189V164H185V166ZM200 165V164H199ZM38 168L37 170L35 169L36 167ZM49 166V165H48ZM67 166V165H66ZM133 166V165H132ZM165 166H167V165H165ZM173 166V165H172ZM177 165H175V167H176ZM180 166V165H179ZM184 165L182 166V167H185ZM203 166H204V163H203ZM206 166V165H205ZM252 166V165H251ZM255 166V165H254ZM256 166H258V165H256ZM129 167V166H128ZM182 167H180L181 168V170L182 171H184L185 172V175H184V173H183V175H180V174H182V172H180V174L178 173V176L180 177V179L179 178H176V171L174 172V173H176L175 175H174V177L176 178L175 179V182H176V180H178L179 181V183L181 182L180 180H182V181H184L185 179L186 180H190V179H192L193 177H195V173H197V175H201L202 177H203V179L207 182V181H212V182H214L213 184L215 185V182L217 183H219V182H224V180H222V179H217V178H215V177H213V178H211V177H208L207 175H205L206 173H208V170H206L207 168H209V166L207 167L206 166V168L205 167H201V168H199L198 169V172H196V171H194L195 169L194 168H190V167H193V166H191L190 165V167H188V169L187 168H185V169H183ZM200 167V166H199ZM253 167V166H252ZM262 167V166H261ZM47 168V167H46ZM51 168H52V166H51ZM62 168H63V166H62ZM68 169H69V166L67 167ZM67 168H65V169H67ZM114 168H115V165H114ZM124 168V167H123ZM168 168V167H167ZM167 168H166V170H167ZM170 168V167H169ZM168 168V169H169ZM179 168V167H178ZM197 168V167H196ZM259 168V167H258ZM264 168V167H263ZM50 169V166H49V168H48V170ZM64 169V170H65ZM125 169H126V167H125ZM134 169H135V171H134ZM165 169V168H164ZM175 169V168H174ZM174 169H173V171H174ZM194 169V170H193ZM210 169V168H209ZM253 169H254V167H253ZM253 169L252 170H250L251 171V173L253 174L254 172L256 173H259L257 170L255 171L254 170V172H252L253 171ZM53 170V169H52ZM57 170H58V167H57ZM60 170H61V168H60ZM63 170V169H62ZM172 170V169H171ZM246 171L245 172H248V170L247 169H245ZM259 170V169H258ZM46 171V170H45ZM170 171V170H169ZM261 171V170H260ZM66 172V171H65ZM74 172V173H75ZM38 173V175L39 176H42L41 177V179H40V177H39V180H36L35 178H37V176H36V174ZM50 173V174H51ZM59 173H61V174H59ZM70 173V171L68 172V174ZM249 173V175H250V172H248ZM72 174V173H71ZM76 174V173H75ZM75 174L73 175V177L75 176ZM78 174H76L77 176H78ZM251 174V175H252ZM261 174V173H260ZM64 174H62V176H63ZM65 175H67L66 173H65ZM188 175H190V176H188ZM254 175V174H253ZM259 175V174H258ZM76 176V177H77ZM138 176V177H139ZM173 176V175H172ZM177 176V177H178ZM263 176V175H262ZM76 177H74V178H76ZM138 177H137V179H138ZM165 177V176H164ZM251 177H254V178H256L255 177V175L254 176H250L249 178H251ZM264 177V176H263ZM34 178V179H33ZM70 178V177H69ZM68 177H67V179H69ZM72 178V177H71ZM79 178L76 180V181H78L79 182ZM161 179H162V177H160ZM160 178H158V180H160ZM170 178H171V180H170ZM200 178V177H199ZM198 178V179H199ZM235 178V177H234ZM63 179V178H62ZM61 179V180H62ZM114 179V178H113ZM129 179V178H128ZM127 179V180H128ZM134 179V178H133ZM150 179V178H149ZM154 179H155V177H154ZM194 179V178H193ZM69 180H71L72 181V179H69ZM111 180V181H110ZM127 180H125L124 181V183L127 181ZM130 180V179H129ZM129 180L127 181V182H129ZM139 182H141V180H143L142 178H139ZM151 180H152V178H151ZM197 180V179H196ZM200 180V179H199ZM202 180V179H201ZM263 180H264V178H263ZM49 181H50V183H49ZM66 181V180H65ZM88 181L86 182L87 184H88ZM133 181H135V180H133ZM148 181V180H147ZM161 181V180H160ZM165 181V180H164ZM163 181V182H164ZM177 181V182H178ZM205 181H202V182H205ZM262 181V180H261ZM75 182V181H74ZM85 182V181H84ZM97 182V181H96ZM131 182H132V180H131ZM154 182H156V179H155V181ZM173 182V181H172ZM171 182V183H172ZM177 182L176 183H172V184H177ZM193 182V181H192ZM196 182V185H197V182H198V180L197 181H195ZM200 182V181H199ZM198 182V183H199ZM230 182H232V181H230ZM246 182H250V181H246ZM260 182V181H259ZM66 183V182H65ZM71 183V182H70ZM69 183V184H70ZM73 183V182H72ZM71 183V184H72ZM82 183H83V181H82ZM90 183V182H89ZM114 183V182H113ZM135 183V182H134ZM157 183V182H156ZM155 183V184H156ZM178 183V184H179ZM186 183V182H185ZM185 183H180L181 185L182 184H185ZM226 183V182H225ZM77 184V183H76ZM80 184V183H79ZM86 184V185H87ZM97 184V183H96ZM111 184H112V182H111ZM126 184V183H125ZM160 184H161V182H160ZM179 184V185H180ZM186 184H188V182L186 183ZM191 184V183H190ZM189 184V185H190ZM194 184V183H193ZM203 184V183H202ZM201 184V185H202ZM231 184V183H230ZM249 184V183H248ZM252 184H254V182H252ZM257 184V183H256ZM18 185V186H17ZM68 185V184H67ZM74 186H76L75 184H73ZM72 185V186H73ZM84 186H85V183L83 184ZM88 185H90V184H88ZM113 185V184H112ZM122 185V184H121ZM163 185H165V184H163ZM167 185V184H166ZM180 185V187H182ZM247 185V184H246ZM54 187L53 189L52 188H49V187ZM80 186V185H79ZM98 186V185H97ZM111 185L109 184V187H110ZM123 186V185H122ZM173 186H175V185H173ZM184 186V185H183ZM198 186V185H197ZM200 186V185H199ZM198 186V187H199ZM228 186V185H227ZM17 187V188H16ZM82 187V186H81ZM96 187V186H95ZM109 187H108V189H109ZM119 187H121L120 185H119ZM118 187V188H119ZM158 187H160V186H158ZM164 187H167V186H164ZM171 187V186H170ZM193 187H195V186H193ZM206 187V186H205ZM52 189L53 191H51V192H53L52 193V196H49L50 194L47 192L48 190H45V189ZM71 188V187H70ZM69 188V191L71 190ZM75 188H77V187H75ZM79 188V187H78ZM99 188V187H98ZM104 188L101 190L100 188V190H101V192H99L98 191V189H97V193H99V195L100 194H103L102 193V191L104 190ZM121 188H123V187H121ZM175 188V187H174ZM219 188V187H218ZM245 188H246V186H245ZM107 189V190H108ZM165 189V188H164ZM163 189V190H164ZM169 189V188H168ZM173 189V188H172ZM172 189H170V190H172ZM184 189V188H183ZM222 189V188H221ZM223 189H225V188H223ZM234 189V188H233ZM237 189V188H236ZM247 189L249 190V192H252V194H254V195H256L257 197L256 198H254V199H260V200H263L264 201V184H261V183H259V185H249L248 187H247ZM118 190V189H117ZM123 190V189H122ZM142 190V189H141ZM227 190H228V188H227ZM75 191V190H74ZM74 191H73V193H74ZM93 191H95V190H93ZM92 191V192H93ZM124 191V190H123ZM134 191L136 192V190L134 189ZM155 191V190H154ZM165 191V190H164ZM173 191V190H172ZM175 191V190H174ZM173 191V193H175ZM178 191V190H177ZM176 191V192H177ZM236 191V190H235ZM239 191V190H238ZM43 192H46V193H43ZM96 192V191H95ZM106 192V190H104V194H106L105 193ZM110 192V191H109ZM166 192H168V191H166ZM170 192V191H169ZM169 192H168V194H169ZM184 192H185V195L186 196H188V198H186V199H184V200H190V198L189 197H191L192 195V192H190L188 189H185L184 190ZM224 192H225V190H224ZM228 192V191H227ZM246 192V191H245ZM72 193V194H73ZM96 193V194H97ZM182 193V192H181ZM233 193V192H232ZM240 193V192H239ZM49 194V195H48ZM85 194H86V192H85ZM126 194V193H125ZM160 194V193H159ZM167 194V193H166ZM172 194V193H171ZM225 194V193H224ZM238 194V193H237ZM236 194V195H237ZM242 194V193H241ZM246 194V193H245ZM79 195V194H78ZM139 195V194H138ZM176 195V194H175ZM180 195V194H179ZM185 195H183V196H185ZM194 195V194H193ZM85 196V195H84ZM172 196H173V194H172ZM177 196H178V192H177ZM174 197V198H178V197ZM182 196V195H181ZM181 196H179V197H181ZM183 196H182V198H183ZM259 196H261V197H259ZM74 197V198H73ZM79 198L81 197V196H78ZM86 197V196H85ZM88 197V196H87ZM89 197V198H90ZM116 197V196H115ZM114 197V202H115V200L117 201V199ZM157 197V196H156ZM161 197V196H160ZM193 197V196H192ZM195 197V196H194ZM242 197V196H241ZM254 197V196H253ZM2 198H4V197H2ZM1 198V199H2ZM24 198V197H23ZM145 198V197H144ZM158 198V197H157ZM185 198V197H184ZM246 198V197H245ZM27 199V198H26ZM62 199V200H61ZM83 199H85V198H83ZM168 199V198H167ZM211 199V198H210ZM2 200H4V199H2ZM82 200V199H81ZM85 200H89L88 198L87 199H85ZM157 200V199H156ZM169 200V199H168ZM182 200V199H181ZM191 200H193V199H191ZM256 200V201H257ZM75 201V200H74ZM109 201V200H108ZM112 201V200H111ZM140 201V200H139ZM160 201V200H159ZM169 201H173V199L171 200V198H170V200ZM178 201H180V200H178ZM177 200H175V202H178ZM259 201V200H258ZM2 202V201H1ZM0 202V203H1ZM7 202V201H6ZM63 202H65V203H63ZM134 202V201H133ZM165 202V201H164ZM183 204H184V202H187V201H181ZM191 202V201H190ZM209 202H210V200H209ZM225 202V201H224ZM16 203H18V202H16ZM27 203V202H26ZM25 203V204H26ZM72 203V204H71ZM82 203V202H81ZM109 203V202H108ZM166 203V202H165ZM172 203V202H171ZM188 203V202H187ZM228 203V202H227ZM9 204H10V202H9ZM14 204V203H13ZM75 205H76V203H74ZM80 204V203H79ZM200 204V203H199ZM215 204V203H214ZM4 205H5V203H4ZM3 205V206H4ZM7 205V204H6ZM23 205V204H22ZM68 205H71L70 207L68 206ZM77 205H78V203H77ZM87 205H88V203H87ZM94 204H93V206H95ZM108 205H110V204H108ZM169 205V204H168ZM185 205H186V203H185ZM234 205V204H233ZM13 206V205H12ZM80 206H81V204H80ZM84 206V205H83ZM85 206H86V204H85ZM89 206V205H88ZM92 206V207H93ZM172 206V205H171ZM188 206V205H187ZM10 207V206H9ZM15 207V206H14ZM111 207V206H110ZM5 208V207H4ZM6 208H8V207H6ZM11 208V207H10ZM10 208H8V209H10ZM81 208V207H80ZM79 208V209H80ZM171 208V207H170ZM77 209H78V206H77ZM84 209H86L85 207H84ZM175 209H176V207H175ZM180 209V208H179ZM184 209V208H183ZM213 209V208H212ZM263 209H264V206H263ZM263 209H261V210H263ZM11 210V209H10ZM82 210V209H81ZM81 210H80V213H79V210H78V213L79 214H82L81 213ZM101 210V211H100ZM106 210H108V209H106ZM178 210V209H177ZM185 210H187V209H185ZM192 210V209H191ZM194 210V213H195V210H197V209H193ZM254 210V209H253ZM86 211H82L83 212V214L86 212ZM131 211V210H130ZM181 211H183V210H181ZM228 211V210H227ZM230 211V210H229ZM255 211V210H254ZM8 212H10V211H8ZM173 212V211H172ZM185 212V211H184ZM192 212V211H191ZM253 212V211H252ZM1 213V212H0ZM151 213V212H150ZM251 213V212H250ZM256 213V212H255ZM112 215H113V212L111 213ZM117 214V213H116ZM130 214V213H129ZM183 214H185V213H183ZM191 214V213H190ZM252 214V213H251ZM254 214V213H253ZM258 214V213H257ZM121 215V214H120ZM180 215V214H179ZM188 215V214H187ZM198 215V214H197ZM233 215H235V214H233ZM256 215V214H255ZM259 215V214H258ZM110 216V215H109ZM117 216V215H116ZM126 216V215H125ZM175 216V215H174ZM191 216V215H190ZM195 216H196V214H195ZM236 216V215H235ZM242 216V215H241ZM247 216H249V215H247ZM257 216V215H256ZM255 216V217H256ZM74 217V219H71V218H73ZM120 217V216H119ZM128 217V216H127ZM126 217V218H127ZM152 217V216H151ZM155 217V216H154ZM192 217V219H193V217H194V214H193V216H191ZM190 217V218H191ZM213 217H215V216H213ZM13 218V217H12ZM30 218V217H29ZM113 218V217H112ZM147 217H145V219H146ZM149 218V217H148ZM246 218V217H245ZM18 219V218H17ZM71 219V220H70ZM124 219V218H123ZM132 219V218H131ZM135 219H137V217L135 218ZM140 219V218H139ZM152 219V218H151ZM178 219H179V217H178ZM189 219V218H188ZM195 219V218H194ZM194 219H193V221H194ZM198 219V218H197ZM250 219H252L253 220V217L252 218H250ZM249 219V220H250ZM259 219V218H258ZM130 220V219H129ZM149 220V219H148ZM153 220V219H152ZM154 220H156V219H154ZM153 220V221H154ZM215 220V219H214ZM217 220V219H216ZM247 220H248V218H247ZM254 220H255V218H254ZM23 221V220H22ZM21 221V222H22ZM133 221V220H132ZM137 221V220H136ZM143 221V224L144 223H146V221H144V220H142ZM142 221L141 222H139V225H140V223H142ZM151 221V220H150ZM152 221V223H154ZM173 221V220H172ZM191 221V220H190ZM200 222H201V220H199ZM225 221V220H224ZM245 221H246V219H245ZM251 221V220H250ZM123 222V221H122ZM156 222V221H155ZM165 222V221H164ZM197 222V221H196ZM199 222V223H200ZM203 222V221H202ZM214 222V221H213ZM223 221H219V222H216L215 221V223H214V225L212 224V223H210L211 224V228L213 229V231H212V233H209V234H211L212 235V241H214V242H216V251H215V253H214V256L216 257V259H217V257L218 258H220V259H222L221 258V255H220V251H221V249H223V248H221V246H220V242H222V244H224L225 246H226V248L223 250L224 251V257L226 258V257H228L229 256V254H231L230 253V249L229 248H227V247H230L231 245H234V244H236V245H238L239 246V248H241V249H243V250H246V252L245 253H247L248 252V250H249V252H250V258H249V256L247 257L246 255H245V257L241 260L242 261V264H264V220H258V221H256V222H254V221H252V222H254L253 224H246V223H238V222H236L234 219H232V218H228L227 220H226V223H222ZM24 223V222H23ZM136 223V222H135ZM138 223V222H137ZM149 223V222H148ZM157 223V222H156ZM204 223V222H203ZM147 224V223H146ZM240 224V225H239ZM122 225V224H121ZM137 226H138V224H136ZM186 225V224H185ZM189 225V224H188ZM194 225V224H193ZM13 226V225H12ZM145 226V225H144ZM150 226V225H149ZM184 226V225H183ZM214 226V227H213ZM223 226V227H222ZM139 227V226H138ZM146 227V226H145ZM181 227V226H180ZM205 227V226H204ZM134 228H135V226H134ZM133 228V229H134ZM182 228V227H181ZM185 228H187V227H185ZM191 228V227H190ZM197 228H198V226H197ZM197 228L195 229L194 227H193V229H195L196 231H197ZM200 228V227H199ZM145 229V228H144ZM179 229V228H178ZM182 229H184V228H182ZM114 230V229H113ZM135 230V229H134ZM138 230V229H137ZM180 230V229H179ZM186 230V229H185ZM199 230V229H198ZM208 230H210V229H208ZM139 231H143V229H141L140 228V230ZM144 231H146V230H144ZM143 231V232H144ZM174 231V230H173ZM189 231V230H188ZM25 232V231H24ZM150 232V231H149ZM183 232H185V231H183ZM189 232H191V231H189ZM198 232V231H197ZM115 233V232H114ZM136 233H138V232H136ZM145 233V232H144ZM161 233V232H160ZM116 234V233H115ZM115 234H113L114 236H115ZM127 234H130V233H128L127 232ZM134 234V233H133ZM139 234V233H138ZM148 234V233H147ZM68 235L71 237V235L72 236H75L74 238L73 237H71V238H69L68 237ZM148 235H150V234H148ZM152 235V234H151ZM160 235V234H159ZM121 236V235H120ZM130 236H131V234H130ZM153 236V235H152ZM203 236V235H202ZM117 237V236H116ZM118 237H119V235H118ZM150 237V236H149ZM160 237V236H159ZM167 237V236H166ZM199 237V236H198ZM197 237V238H198ZM201 237V236H200ZM131 238V237H130ZM135 238V237H134ZM158 237L156 236V238L155 239H157ZM196 238V239H197ZM114 239V238H113ZM112 239V240H113ZM116 239V238H115ZM122 239V238H121ZM137 239V238H136ZM151 239V238H150ZM160 239V238H159ZM162 239V238H161ZM47 240H49V239H47ZM46 240V241H47ZM164 240V239H163ZM174 240H176V239H174ZM202 241H203V239H201ZM116 241H118L117 239H116ZM119 241H121V240H119ZM137 241H139V239H137ZM136 241V242H137ZM160 241H162V240H160ZM178 241V240H177ZM112 242H114V241H112ZM133 242H135V239H134V241ZM165 242H166V240H165ZM164 242V243H165ZM181 243H182V241H180ZM40 243V242H39ZM173 243V242H172ZM189 243V242H188ZM193 243V242H192ZM200 243H201V241H200ZM200 243H198V242H196L194 245L196 246L195 247V249L197 248L198 249V251H201L200 253H203L202 251L204 250L203 249V246L200 244ZM206 243V242H205ZM210 243V244H209ZM209 246L211 245V242L209 241ZM134 244V243H133ZM166 244H170V243H166ZM174 244H176V243H174ZM177 244H178V242H177ZM185 244H187V243H185ZM184 244V245H185ZM191 244V243H190ZM202 244H204V243H202ZM48 246H49V244H47ZM131 245V244H130ZM182 245V244H181ZM51 246V245H50ZM112 246V247H111ZM132 246V245H131ZM180 246V245H179ZM242 246H244V247H242ZM44 247V246H43ZM47 247V246H46ZM186 247V246H185ZM188 247V246H187ZM192 247H193V244H192ZM157 248V247H156ZM174 248V247H173ZM189 248H190V246H189ZM205 248L207 249V246H205ZM17 249V248H16ZM48 249V248H47ZM177 249V248H176ZM182 249V248H181ZM35 250V249H34ZM60 250H63V251H60ZM78 250H80V251H78ZM213 249H210L209 250V252H208V255H209V253H210V251H212ZM33 251V250H32ZM36 251V250H35ZM34 251V252H35ZM43 251V250H42ZM44 251H43V253H44ZM58 251V252H57ZM60 251V252H59ZM26 252V251H25ZM38 252H39V249H38ZM196 252H197V250H196ZM195 252V253H196ZM214 252V251H213ZM29 253V252H28ZM43 253H38V254H43ZM53 253V254H52ZM244 253V254H245ZM36 254V253H35ZM192 254V253H191ZM204 254H206V253H204ZM243 254V253H242ZM243 254V255H244ZM247 254H249V253H247ZM31 255H32V253H31ZM146 255V258H148L149 260L147 261V259L145 260L146 262H144L142 259H145V256ZM170 255V254H169ZM193 255V254H192ZM50 256H54L55 258L53 259V257L51 258ZM163 256H164V258L166 259V257L168 256H166L165 257V254H163ZM172 256V255H171ZM170 256V257H171ZM200 256V255H199ZM24 258H25V256H23ZM29 257H30V255H29ZM32 257V256H31ZM143 257V258H142ZM161 258H162V256H160ZM173 257V256H172ZM171 257V258H172ZM194 257V256H193ZM197 257H198V255H197ZM207 257V256H206ZM205 257V258H206ZM211 257H212V254H211ZM34 258V257H33ZM122 258V259H121ZM142 258V259H141ZM163 258V259H164ZM167 258H169V257H167ZM195 258V257H194ZM200 258H202V259H204V257H202V256H200ZM210 258V257H209ZM214 258V257H213ZM27 259V258H26ZM160 259V258H159ZM197 259V258H196ZM202 259H199V261L197 262V263H202V264H218L219 263V260H218V263H216L215 261H214V259L211 261V260H207L206 261V259H204V260H202ZM23 260V259H22ZM33 260V262H31V263H33L34 264V259H32L31 258V261ZM36 260V259H35ZM132 260V261H131ZM224 260V259H223ZM234 260V256H232L231 258H230V260L229 259H225L224 261V263L225 264H232V262L231 261H233ZM141 261H143V262H141ZM221 262H222V260H220ZM239 261V260H238ZM24 262V261H23ZM22 262V264H24ZM48 262V263H49ZM129 262V263H130ZM234 262V261H233ZM237 262V261H236ZM35 263H36V261H35ZM48 263H46V264H48ZM51 263V262H50ZM64 263V264H65ZM166 264H167V262H165ZM14 264V263H13ZM25 264H27V263H25ZM52 264V263H51Z\"/></svg>",
  "mask_w": 264,
  "mask_h": 264
}]
</instances>
